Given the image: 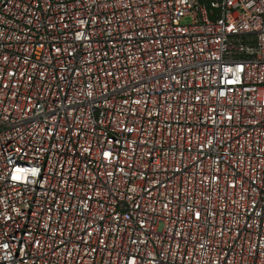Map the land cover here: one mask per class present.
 I'll list each match as a JSON object with an SVG mask.
<instances>
[{
    "label": "built area",
    "instance_id": "obj_1",
    "mask_svg": "<svg viewBox=\"0 0 264 264\" xmlns=\"http://www.w3.org/2000/svg\"><path fill=\"white\" fill-rule=\"evenodd\" d=\"M0 264H264V0H0Z\"/></svg>",
    "mask_w": 264,
    "mask_h": 264
}]
</instances>
